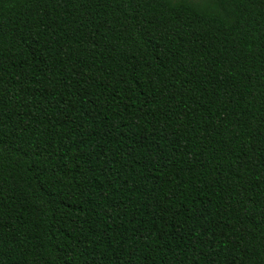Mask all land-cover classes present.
I'll return each instance as SVG.
<instances>
[{"label":"trees","instance_id":"1","mask_svg":"<svg viewBox=\"0 0 264 264\" xmlns=\"http://www.w3.org/2000/svg\"><path fill=\"white\" fill-rule=\"evenodd\" d=\"M0 264H264V0H0Z\"/></svg>","mask_w":264,"mask_h":264}]
</instances>
